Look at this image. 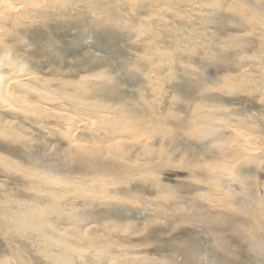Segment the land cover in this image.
Masks as SVG:
<instances>
[{
  "label": "rangeland",
  "instance_id": "1",
  "mask_svg": "<svg viewBox=\"0 0 264 264\" xmlns=\"http://www.w3.org/2000/svg\"><path fill=\"white\" fill-rule=\"evenodd\" d=\"M0 264H264V0H0Z\"/></svg>",
  "mask_w": 264,
  "mask_h": 264
},
{
  "label": "bare ground",
  "instance_id": "2",
  "mask_svg": "<svg viewBox=\"0 0 264 264\" xmlns=\"http://www.w3.org/2000/svg\"><path fill=\"white\" fill-rule=\"evenodd\" d=\"M9 5V4H8ZM5 9V8H4ZM22 82V81H21ZM7 95V94H6ZM4 103V102H3ZM6 104V103H5ZM74 116V115H73ZM94 120V119H93Z\"/></svg>",
  "mask_w": 264,
  "mask_h": 264
}]
</instances>
